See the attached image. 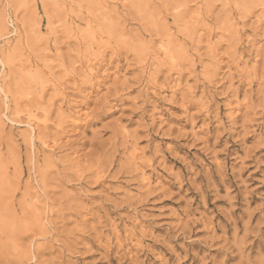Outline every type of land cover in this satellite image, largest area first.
Wrapping results in <instances>:
<instances>
[{"label":"rangeland","instance_id":"obj_1","mask_svg":"<svg viewBox=\"0 0 264 264\" xmlns=\"http://www.w3.org/2000/svg\"><path fill=\"white\" fill-rule=\"evenodd\" d=\"M0 264H264V0H0Z\"/></svg>","mask_w":264,"mask_h":264}]
</instances>
